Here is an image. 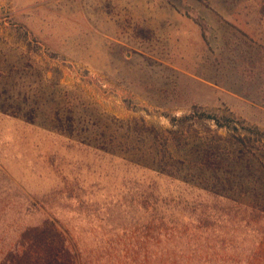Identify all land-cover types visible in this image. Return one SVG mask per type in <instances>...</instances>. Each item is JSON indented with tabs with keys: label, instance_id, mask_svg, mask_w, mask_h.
Returning a JSON list of instances; mask_svg holds the SVG:
<instances>
[{
	"label": "rangeland",
	"instance_id": "obj_1",
	"mask_svg": "<svg viewBox=\"0 0 264 264\" xmlns=\"http://www.w3.org/2000/svg\"><path fill=\"white\" fill-rule=\"evenodd\" d=\"M43 220H222L156 264H264L221 247L264 220V0H0V264Z\"/></svg>",
	"mask_w": 264,
	"mask_h": 264
},
{
	"label": "trees",
	"instance_id": "obj_2",
	"mask_svg": "<svg viewBox=\"0 0 264 264\" xmlns=\"http://www.w3.org/2000/svg\"><path fill=\"white\" fill-rule=\"evenodd\" d=\"M193 118L195 115L181 120ZM209 118L220 129L232 128L230 119L223 122L217 116ZM254 133L261 134L258 130ZM237 142L247 145L242 137H238ZM43 221L45 227L27 230L34 237L30 251L40 256L37 262L31 261L36 264H156L158 259L172 256L180 262L186 259V255L200 254L205 248L201 241L208 243L209 236L222 228L227 236L232 235L225 229L222 220H105L109 235L103 233L105 228L97 220L94 223L100 231L90 230L92 243L85 244L77 229H72V220ZM246 232L247 237L235 236L236 242L221 244L226 250L239 254L242 262H250V256L264 243V220H249ZM42 250L47 256L42 255ZM173 250L174 254L178 250L179 255H174Z\"/></svg>",
	"mask_w": 264,
	"mask_h": 264
}]
</instances>
